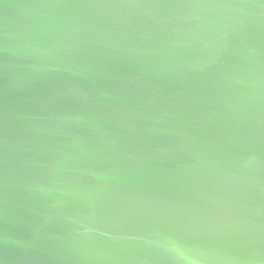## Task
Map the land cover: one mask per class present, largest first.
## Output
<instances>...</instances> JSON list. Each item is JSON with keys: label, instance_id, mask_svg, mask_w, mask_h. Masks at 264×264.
Returning <instances> with one entry per match:
<instances>
[{"label": "water", "instance_id": "water-1", "mask_svg": "<svg viewBox=\"0 0 264 264\" xmlns=\"http://www.w3.org/2000/svg\"><path fill=\"white\" fill-rule=\"evenodd\" d=\"M0 264H264V0H0Z\"/></svg>", "mask_w": 264, "mask_h": 264}]
</instances>
